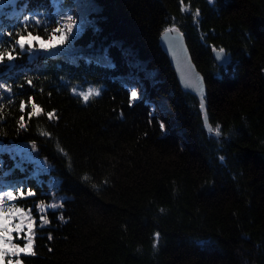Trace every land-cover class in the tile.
I'll use <instances>...</instances> for the list:
<instances>
[{
  "label": "trees",
  "instance_id": "1",
  "mask_svg": "<svg viewBox=\"0 0 264 264\" xmlns=\"http://www.w3.org/2000/svg\"><path fill=\"white\" fill-rule=\"evenodd\" d=\"M171 26L203 111L160 44ZM25 28L44 52L13 51ZM0 52V191L34 193L10 202L36 221L24 264H264V0H0Z\"/></svg>",
  "mask_w": 264,
  "mask_h": 264
},
{
  "label": "snow or ice",
  "instance_id": "2",
  "mask_svg": "<svg viewBox=\"0 0 264 264\" xmlns=\"http://www.w3.org/2000/svg\"><path fill=\"white\" fill-rule=\"evenodd\" d=\"M4 2H7V0H4ZM209 3H212V0H208ZM188 9L185 8L183 5L181 6V11H187ZM199 16V11L197 10L196 13H194V17ZM25 20L27 18L25 17ZM68 20L71 21L72 17L69 16ZM37 24H40L41 21L37 20ZM73 25L70 23L67 26V31H72ZM27 33V37H31L32 33L27 32V29L24 30ZM55 31L60 33V39L61 43H63L65 40L68 39L67 34L64 33V30L62 29H56ZM171 31H175V29H171ZM9 37H13V32L9 31L6 33ZM15 39L12 41V47L13 51H15L17 48L19 49V53H23L25 51H28L31 53L33 49V44L28 41V39L22 35L19 31L15 33ZM33 39H39V37H35ZM215 53V58L217 60H220L222 57H224L225 49L219 48V49H213ZM18 53V55H19ZM5 53L0 52V64H4ZM17 57L8 55L7 56V63L10 66L12 61L15 60ZM31 84V81L28 82ZM0 89H3L6 93H11V86L6 85L4 83H0ZM202 91V89H201ZM82 100L87 103L92 96H98L100 95L99 90L90 89L88 92H81L79 93ZM137 99V92L132 91L131 92V102H134ZM9 103L11 101L9 100ZM201 110H204V100L201 98L200 101ZM25 103L21 102L20 104V110L21 112H24L25 110ZM32 111L28 113L29 118L32 116H39L42 112V109L38 107L35 103H32L31 105ZM47 117L49 120H52L55 118L54 112H48ZM204 124L205 127L208 128L209 131H212V129L208 126L207 116L204 117ZM26 128L25 123L23 122V116L20 118L19 123V129L24 130ZM165 126L163 123H161V129L164 130ZM219 125L216 128V135H219ZM41 135H47V133H41ZM33 151L36 150V145H32ZM223 157H221V160ZM34 193L31 190H28L25 192L23 190V187H10L7 191H0V264H24L23 260L21 259V256H30L34 255V239H35V229L34 225L36 221L32 217L31 210L25 211L23 208L16 206L14 202L17 200H23L26 197L33 196ZM57 207H62V205L57 204H50L47 206V208L55 209ZM35 208L40 213H45L46 208L43 205H36ZM60 219H63V217H60ZM49 221L46 219L44 215L40 216V226L42 227L45 224H48ZM27 229V231H25ZM15 233V237L13 234ZM51 239V237H49ZM15 240H22L24 241L23 244L14 242ZM159 239V233H155L153 237V248L157 246Z\"/></svg>",
  "mask_w": 264,
  "mask_h": 264
},
{
  "label": "water",
  "instance_id": "3",
  "mask_svg": "<svg viewBox=\"0 0 264 264\" xmlns=\"http://www.w3.org/2000/svg\"><path fill=\"white\" fill-rule=\"evenodd\" d=\"M171 29H175V31H171ZM159 41L174 69L180 88L195 93L199 101L203 98L205 110L204 95L206 93V83L201 72L191 58L182 32L177 27L171 26L162 30ZM228 57L229 53L225 52L224 57L220 60L215 59L219 62H223L227 61ZM205 115L207 116V113L204 111L203 118Z\"/></svg>",
  "mask_w": 264,
  "mask_h": 264
},
{
  "label": "rangeland",
  "instance_id": "4",
  "mask_svg": "<svg viewBox=\"0 0 264 264\" xmlns=\"http://www.w3.org/2000/svg\"><path fill=\"white\" fill-rule=\"evenodd\" d=\"M72 2H73V0H72ZM62 8V7H61ZM76 9V8H75ZM78 10V9H77ZM76 10V11H77ZM65 19L66 20H64L63 21V25L64 26H66L65 28H66V32H67V26H68V24H72L73 25V27H72V30H75L76 28H77V26H78V24H77V22L75 21V22H73L72 20L71 21H69L68 20V15L66 14V17H65ZM73 22V23H72ZM65 33V32H64ZM39 37V39H33V38H35V37ZM26 37V36H25ZM27 39H28V41L30 42V43H32L33 44V49H32V51H31V53H29V55H33V54H36L37 52H44L45 51V48H44V43H43V41H45V40H47L43 35H37V34H32V36L31 37H26ZM36 41H38L39 43H36ZM103 43H104V41H103ZM74 50H76V49H74ZM77 51V50H76ZM17 243H21V242H17ZM21 244H23V243H21Z\"/></svg>",
  "mask_w": 264,
  "mask_h": 264
}]
</instances>
